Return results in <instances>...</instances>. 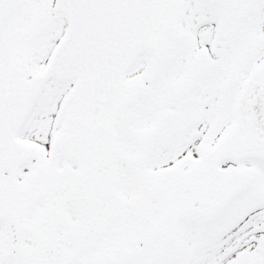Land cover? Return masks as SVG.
Returning <instances> with one entry per match:
<instances>
[{"label": "snow or ice", "instance_id": "obj_1", "mask_svg": "<svg viewBox=\"0 0 264 264\" xmlns=\"http://www.w3.org/2000/svg\"><path fill=\"white\" fill-rule=\"evenodd\" d=\"M0 264H264V0H0Z\"/></svg>", "mask_w": 264, "mask_h": 264}]
</instances>
